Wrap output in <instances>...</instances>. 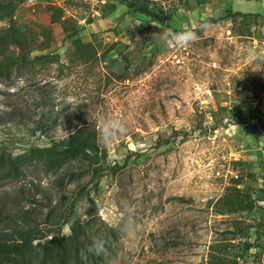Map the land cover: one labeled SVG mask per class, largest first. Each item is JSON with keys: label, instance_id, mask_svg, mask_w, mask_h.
<instances>
[{"label": "rangeland", "instance_id": "obj_1", "mask_svg": "<svg viewBox=\"0 0 264 264\" xmlns=\"http://www.w3.org/2000/svg\"><path fill=\"white\" fill-rule=\"evenodd\" d=\"M138 2L153 15L118 0H20L0 19L27 60L41 56L0 78V153L19 166L0 175V236L81 222L103 245L90 264H264V73L244 54L264 49V0ZM184 26L195 42L161 44ZM102 115L127 134L102 143ZM79 125L95 132L97 163L45 166L39 149Z\"/></svg>", "mask_w": 264, "mask_h": 264}, {"label": "trees", "instance_id": "obj_2", "mask_svg": "<svg viewBox=\"0 0 264 264\" xmlns=\"http://www.w3.org/2000/svg\"><path fill=\"white\" fill-rule=\"evenodd\" d=\"M15 1L20 0H0V19L12 12ZM118 1L131 11L153 15L138 0ZM240 13L226 10V15ZM11 45L16 46V49H11ZM27 52L14 33L9 29L5 30L0 35V78L8 79L11 73H18L25 64H31L34 59L41 57L34 55L31 60H27ZM39 151L43 153L42 162L49 168L59 166L63 159L85 160L94 164L98 161L99 145L94 130L87 125H79L61 141L53 142V145L42 147ZM18 167L17 159L0 153V175L9 176L17 172ZM85 191L86 187L81 186L71 201V209L74 200ZM234 204L237 209L241 207L239 200ZM13 228L14 237L0 236V264H90L96 261V257L100 259L99 254L89 251L93 240L81 222L71 224L67 235H52V226L45 222L41 226L40 223L23 222Z\"/></svg>", "mask_w": 264, "mask_h": 264}, {"label": "clouds", "instance_id": "obj_3", "mask_svg": "<svg viewBox=\"0 0 264 264\" xmlns=\"http://www.w3.org/2000/svg\"><path fill=\"white\" fill-rule=\"evenodd\" d=\"M198 38L197 31L194 28L184 26L180 31L162 34L160 42L165 46L172 44L177 48H185ZM244 54L249 59V66L246 69L253 72L264 73V49H261L259 46L248 45L244 48ZM97 129L98 138L104 144H111L118 138L126 135L128 131L126 121L119 116L102 115L97 117ZM102 248V242L98 243L97 241H93V245L90 247L89 251L99 253V251H102Z\"/></svg>", "mask_w": 264, "mask_h": 264}]
</instances>
